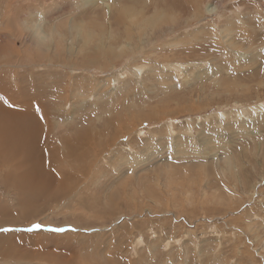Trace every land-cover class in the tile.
<instances>
[{"label":"rangeland","instance_id":"374dc122","mask_svg":"<svg viewBox=\"0 0 264 264\" xmlns=\"http://www.w3.org/2000/svg\"><path fill=\"white\" fill-rule=\"evenodd\" d=\"M0 107V264H264V0H0Z\"/></svg>","mask_w":264,"mask_h":264},{"label":"bare ground","instance_id":"6f19581e","mask_svg":"<svg viewBox=\"0 0 264 264\" xmlns=\"http://www.w3.org/2000/svg\"><path fill=\"white\" fill-rule=\"evenodd\" d=\"M6 108H1L0 107V111H2V112H4L3 114L2 113H0V140H2V139H4V140H2L4 143H6L9 139H11V140H13V141H15L16 140V142L17 141H20L21 142V145H22V147H23V142L25 143L26 141H28V142H26V143H29V145L28 146H32L31 147V155L33 156V154H34V151L36 150V148L38 147L37 146V144H38V141H37V139H36V136H35V132L36 131H38L39 129H40V127L42 128V126H40L39 124H37L36 122L35 123H32L33 121H34V117H32V118H30V117H28L27 115H24V114H22V112L20 111V110H18V109H12V112H9V111H6L5 110ZM42 114V115H41ZM40 115H41V118H43L42 116H43V113H41ZM40 118V117H39ZM23 119L25 120V121H23ZM22 120V121H21ZM41 123H42V121H41ZM32 125H37V128L35 129V130H33V127H32ZM46 126V125H45ZM49 127V126H48ZM27 131H26V130ZM39 131H41V129L39 130ZM38 131V132H39ZM43 131V130H42ZM47 134H49V133H47ZM44 136V135H43ZM81 136V135H80ZM42 137V136H41ZM79 137V136H78ZM44 138V137H43ZM42 141V140H41ZM2 142V143H3ZM19 142V143H20ZM32 145H31V144ZM8 144H9V142H8ZM0 145H2V144H0ZM16 145V144H15ZM20 145V146H21ZM6 146V145H5ZM17 146V145H16ZM15 146V147H16ZM27 146V144H25V149L27 148L26 147ZM2 147V146H1ZM12 147L13 146H11V148H10V150L12 149ZM5 148V147H4ZM9 147H7V149H8ZM17 148H18V146H17ZM28 149H29V147H28ZM55 149V148H54ZM18 150L20 151L21 149L20 148H18ZM18 150H16L17 152H18ZM7 151V150H6ZM12 151V150H11ZM15 151V152H16ZM49 151V150H48ZM21 152H24V151H21ZM26 152V151H25ZM51 152H53V151H51ZM56 152V151H55ZM58 152V151H57ZM6 153V152H5ZM36 153H39V152H36ZM27 154H28V152H27ZM47 154V153H46ZM46 154H43V155H46ZM30 155V154H29ZM28 155V156H29ZM74 156H75V154H73ZM35 156V155H34ZM36 156H37V154H36ZM35 156V158H37ZM9 157V156H8ZM10 157H11V155H10ZM56 157V156H55ZM4 158V157H3ZM6 158V157H5ZM17 158V157H16ZM47 158V157H46ZM49 158V157H48ZM24 159H26V158H24ZM30 159V158H29ZM34 159V158H33ZM32 159V160H33ZM55 159H58V158H55ZM32 160H30L31 161V163H32ZM36 160V159H35ZM47 160H49V159H47ZM84 160V159H83ZM25 161V160H24ZM39 161V159L37 160V162ZM41 161V160H40ZM39 161V162H40ZM26 162V161H25ZM34 162V161H33ZM51 162V161H50ZM82 162V161H81ZM47 163V162H46ZM46 163H42V164H39V166H38V168H40V170H42V169H45L43 172H42V174H43V177L42 178H40V179H37V178H35V179H37V180H35L34 182H32L33 183V185H34V187H33V189L37 192V193H42V192H48L49 190H50V188L55 184V183H57L58 184V187L59 188H61V187H63V179L62 178H60L59 177V175H53L52 174V171L50 170V171H48L47 172V170L49 169V167L51 166V163H48V164H46ZM34 164H35V162L34 163H32V167L34 166ZM37 164V165H38ZM1 165V164H0ZM53 166V165H52ZM26 167V166H25ZM63 167V166H62ZM34 171V173H35V169H32L31 170V172H33ZM55 171V170H54ZM56 174H59V172L58 173H56ZM42 176V175H41ZM61 176H62V174H61ZM25 181V180H24ZM26 183V182H25ZM31 183V182H30ZM43 195V194H42Z\"/></svg>","mask_w":264,"mask_h":264},{"label":"snow or ice","instance_id":"6c2138e0","mask_svg":"<svg viewBox=\"0 0 264 264\" xmlns=\"http://www.w3.org/2000/svg\"><path fill=\"white\" fill-rule=\"evenodd\" d=\"M40 228H41V225L40 224H34L32 226V228L27 229V231L38 230ZM10 231H13V229L0 228V232H3V233H7V232H10ZM50 231H53V232H64L65 229H63V228H56V229H50ZM71 231H75V229H71Z\"/></svg>","mask_w":264,"mask_h":264},{"label":"clouds","instance_id":"9594fccd","mask_svg":"<svg viewBox=\"0 0 264 264\" xmlns=\"http://www.w3.org/2000/svg\"><path fill=\"white\" fill-rule=\"evenodd\" d=\"M40 31L42 32V28L40 29Z\"/></svg>","mask_w":264,"mask_h":264}]
</instances>
